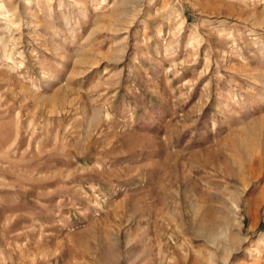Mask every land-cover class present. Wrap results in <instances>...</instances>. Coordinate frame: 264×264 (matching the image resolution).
Masks as SVG:
<instances>
[{
    "label": "rangeland",
    "instance_id": "rangeland-1",
    "mask_svg": "<svg viewBox=\"0 0 264 264\" xmlns=\"http://www.w3.org/2000/svg\"><path fill=\"white\" fill-rule=\"evenodd\" d=\"M0 264H264V0H0Z\"/></svg>",
    "mask_w": 264,
    "mask_h": 264
}]
</instances>
